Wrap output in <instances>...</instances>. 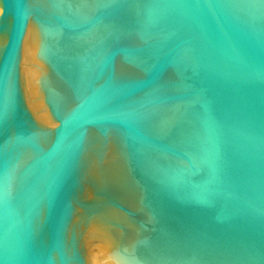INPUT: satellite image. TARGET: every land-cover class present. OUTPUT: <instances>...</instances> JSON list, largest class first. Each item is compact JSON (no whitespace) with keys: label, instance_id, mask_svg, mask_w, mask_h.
Instances as JSON below:
<instances>
[{"label":"water","instance_id":"obj_1","mask_svg":"<svg viewBox=\"0 0 264 264\" xmlns=\"http://www.w3.org/2000/svg\"><path fill=\"white\" fill-rule=\"evenodd\" d=\"M0 264H264V0H0Z\"/></svg>","mask_w":264,"mask_h":264}]
</instances>
